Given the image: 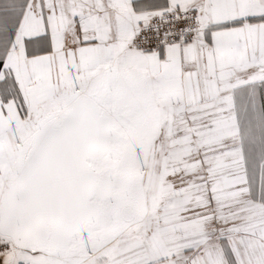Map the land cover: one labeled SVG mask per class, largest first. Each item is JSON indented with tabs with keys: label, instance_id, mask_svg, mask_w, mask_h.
Wrapping results in <instances>:
<instances>
[{
	"label": "snow or ice",
	"instance_id": "1",
	"mask_svg": "<svg viewBox=\"0 0 264 264\" xmlns=\"http://www.w3.org/2000/svg\"><path fill=\"white\" fill-rule=\"evenodd\" d=\"M0 264H264V0H0Z\"/></svg>",
	"mask_w": 264,
	"mask_h": 264
}]
</instances>
